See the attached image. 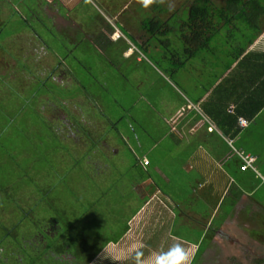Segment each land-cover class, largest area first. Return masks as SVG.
I'll return each instance as SVG.
<instances>
[{
    "label": "rangeland",
    "instance_id": "obj_1",
    "mask_svg": "<svg viewBox=\"0 0 264 264\" xmlns=\"http://www.w3.org/2000/svg\"><path fill=\"white\" fill-rule=\"evenodd\" d=\"M117 1H82L70 13L78 24L61 33L40 10V0H0V264H86L93 249L80 252L71 237L73 233L82 237V229L92 231L95 220L98 227H107L110 215L103 210L104 219L101 215L96 219L93 210L92 219L85 220L90 197L96 198L106 188L102 184L119 177L128 181L143 177L136 155L148 157V174L177 197L189 196L188 189L204 180L183 165V153H169L175 143L163 118L178 99L175 92L182 93L180 81L211 82L213 76L203 79L198 71L203 62L214 60L210 51L222 55L224 64L231 61L230 46L244 43L247 24L237 20L236 29L228 32L224 26L216 31L208 46L199 48L205 57L193 60L200 65L178 72L177 80L171 71L174 57L188 59L183 58L180 32L151 37L142 32L141 40L124 32L115 41L98 35L108 25L107 19H113L107 5L116 6ZM142 1L132 0L130 9H138L145 20L149 16L140 8ZM160 2L161 19L174 10L181 22L191 0ZM212 2L220 6L224 0ZM128 46L134 54L125 57ZM233 147L223 168L231 169L234 181L230 193L218 202L207 236L232 210L234 195L246 189V178L255 175L250 167L239 171L236 149L244 148L242 155L258 156L253 167L264 166V134L245 137L243 133ZM253 183H259L254 197L264 208V184L256 179ZM186 204H200L209 215L203 203ZM241 204L239 215L224 221L221 237L216 236L210 250L194 264H264V209L261 215L254 213L248 227L245 203ZM81 215L83 220L70 228ZM174 229L180 237L199 234L179 218ZM53 230L66 234L60 244L75 259L57 257L51 248L43 247ZM203 246H208L206 239ZM251 251L258 255L256 259L250 258Z\"/></svg>",
    "mask_w": 264,
    "mask_h": 264
},
{
    "label": "crops",
    "instance_id": "obj_2",
    "mask_svg": "<svg viewBox=\"0 0 264 264\" xmlns=\"http://www.w3.org/2000/svg\"><path fill=\"white\" fill-rule=\"evenodd\" d=\"M40 1V10L59 32L69 33V30L71 28L73 30L74 25L78 24L72 22L70 13L76 10L84 0ZM154 1L143 0L140 3L142 12L147 13L148 19L167 21L170 25L168 33L180 32V29L175 30L174 28L180 22L179 18L171 21L175 16V11L173 10L169 17L161 19L159 15L164 12V6L160 0ZM131 4L132 0H118L116 6L107 5L113 22H110L108 18V25L100 29L98 35L106 36L112 41L124 37V32L134 35L139 40L143 33L150 37V34L142 27L144 18L140 19L138 9H130ZM223 5L224 2L220 4V6ZM61 10H65V14H61ZM237 20L232 18L228 23L222 20L217 31L224 26L228 27V32L236 29ZM114 28L122 33L121 37L114 39L111 36ZM246 30L244 43L238 42L234 44V47L230 46L233 54H231L229 63L224 64L222 55L210 51L214 54L211 56L214 60L209 64L205 62L207 66L203 62V66L198 71L203 79L209 75L213 76L211 82L200 80L191 83L184 78L187 82L180 81L182 93L175 92L173 88L178 99L174 100V106L169 107L168 117L163 118L167 124V134L175 143L169 153H183V165L189 170L193 169L198 172L204 180L197 181V186L188 189L189 196L177 197L175 191L173 193L171 190H163L148 174L146 166L151 164L148 157L142 155L140 158L136 155V164L143 171V177L132 181L119 177L109 184H102L106 188L96 198L90 197L89 205L84 212L87 216L85 220L92 219L89 218V214L93 210L96 219H99V215L104 219L100 213L103 210L110 215V221H105L107 227L102 228L103 225L98 227L99 221L95 220L97 226L90 227L93 232L90 229L87 231L82 229L80 232L82 237L75 233L71 237V243L80 252L93 249L86 264H151L154 254L166 252L175 244L181 245L186 250L190 264H192L196 257L198 260L202 255H206L205 250L209 249L212 242H215L216 236L221 237L224 221L232 214L239 215L241 203H245V219L248 227L251 224L250 218L255 212L261 215L264 208L257 204L258 200L254 197L258 191L256 185L259 183L254 184L253 182L256 179L264 184V166L257 163L256 168L259 170L261 168L260 171L263 174L255 167H250L255 175L252 179L246 178V189L234 195L232 210L218 226L213 228L212 234L207 236L212 224L210 220L217 213L218 202L222 201L225 194L230 193L229 186L231 187L234 181L230 174L231 169L223 168V163L231 156L229 149L234 150V140L243 133L245 137L264 134L263 124L257 125L259 121H264V10L257 18L253 29L247 25ZM133 54L130 46L123 51L125 57ZM184 57L186 56L183 55ZM204 57L199 49H196L185 62L174 57L171 67L173 76L178 80V72L186 68L185 73L187 68L191 71L192 68L198 67L200 63L193 60ZM136 60L141 61L139 57ZM190 71L188 74L191 73ZM173 85L176 86L174 82ZM239 117L244 118L247 124L241 125L238 121ZM112 150L114 153L117 152V149ZM236 153L238 156V153H244V148L241 147V151L236 149ZM253 157L255 164L258 156ZM144 159L148 160L147 164L143 163ZM239 159L241 160L239 171H247L249 167L241 169L243 160L240 156ZM206 187L209 189L208 192L205 191ZM116 189L118 193H109ZM187 201L203 203L204 208L205 206L209 208V215H206V211L200 208V204L188 205ZM83 218L84 216L81 215L72 221L70 228L73 229ZM177 218L183 225H189L195 231L198 229V236L195 238L177 236L174 229ZM65 235L64 232L57 235L50 234L51 237L55 236L50 246L57 249L61 257L73 260L75 258L68 255L64 246L59 243ZM205 239L208 242L206 247L203 246Z\"/></svg>",
    "mask_w": 264,
    "mask_h": 264
},
{
    "label": "trees",
    "instance_id": "obj_3",
    "mask_svg": "<svg viewBox=\"0 0 264 264\" xmlns=\"http://www.w3.org/2000/svg\"><path fill=\"white\" fill-rule=\"evenodd\" d=\"M263 2L264 0H225L223 6H216L212 0H191L186 9L185 18L178 24L184 44V55L188 58L193 55L196 49L207 47L222 20L228 23L232 18H235L245 22L253 29L257 18L262 15L264 10ZM175 17L178 18L177 15ZM142 27L150 34V37L166 34L170 30L167 21L154 19L143 20ZM53 229L56 230V228ZM55 230L52 232L55 235L59 234ZM48 236V240L45 238L43 247L51 248L53 254L61 257L58 250L50 246L55 236L51 237L49 233ZM196 260L197 257L192 264Z\"/></svg>",
    "mask_w": 264,
    "mask_h": 264
},
{
    "label": "clouds",
    "instance_id": "obj_4",
    "mask_svg": "<svg viewBox=\"0 0 264 264\" xmlns=\"http://www.w3.org/2000/svg\"><path fill=\"white\" fill-rule=\"evenodd\" d=\"M151 264H190L186 250L179 244L168 248L166 252L154 254Z\"/></svg>",
    "mask_w": 264,
    "mask_h": 264
},
{
    "label": "built area",
    "instance_id": "obj_5",
    "mask_svg": "<svg viewBox=\"0 0 264 264\" xmlns=\"http://www.w3.org/2000/svg\"><path fill=\"white\" fill-rule=\"evenodd\" d=\"M111 36L114 39H117V38L122 36V33L117 28H114V31L112 32ZM238 121H239V123L241 125H246L247 124V121L244 118H242V117H239ZM238 154L243 160V164L241 165V169H246L247 167H252V163H253V161L255 159L254 157L249 156V155H242V153H238ZM143 163L147 164L148 160L144 159Z\"/></svg>",
    "mask_w": 264,
    "mask_h": 264
},
{
    "label": "flooded vegetation",
    "instance_id": "obj_6",
    "mask_svg": "<svg viewBox=\"0 0 264 264\" xmlns=\"http://www.w3.org/2000/svg\"><path fill=\"white\" fill-rule=\"evenodd\" d=\"M241 206H242V204H241ZM241 206H240V207H241ZM240 207H239V208H240ZM208 250H210V249H208ZM210 253H212V252H210ZM250 254H251L250 258L252 257V259H254V258L256 259V257L258 256V255H256L255 252H252V251H251ZM205 258H206V257H205ZM257 259H258V258H257Z\"/></svg>",
    "mask_w": 264,
    "mask_h": 264
}]
</instances>
